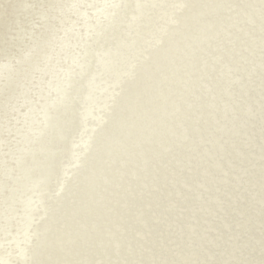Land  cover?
I'll return each mask as SVG.
<instances>
[{"label": "rangeland", "instance_id": "1", "mask_svg": "<svg viewBox=\"0 0 264 264\" xmlns=\"http://www.w3.org/2000/svg\"><path fill=\"white\" fill-rule=\"evenodd\" d=\"M0 264H264V0H0Z\"/></svg>", "mask_w": 264, "mask_h": 264}, {"label": "bare ground", "instance_id": "2", "mask_svg": "<svg viewBox=\"0 0 264 264\" xmlns=\"http://www.w3.org/2000/svg\"><path fill=\"white\" fill-rule=\"evenodd\" d=\"M205 7V6H204ZM199 10V9H198ZM178 35V34H177ZM180 39V38H179ZM170 45V44H169ZM167 46V45H166ZM140 61V60H139ZM227 91V90H226ZM91 98H92V96H91ZM130 105V104H129ZM104 108V107H103ZM117 108V107H116ZM121 108V107H120ZM87 115V114H86ZM114 119V118H113ZM128 119V118H127ZM82 125H83V123H82ZM243 126V125H242ZM107 131V130H106ZM104 139V138H103ZM97 150V149H96ZM128 158V157H127ZM87 160V159H86ZM106 160V159H105ZM87 162V161H86ZM82 164V163H81ZM87 164V163H86ZM109 171V170H108ZM101 173H102V171H101ZM94 176V175H93ZM101 176V175H100ZM107 183V182H106ZM77 185V184H76ZM152 187V186H151ZM95 189V188H94ZM129 190V189H128ZM117 194V193H116ZM123 195V194H122ZM69 197V196H68ZM99 199V198H98ZM103 199V198H102ZM71 201V200H70ZM100 202V201H99ZM127 202V201H126ZM260 203V202H259ZM57 209V208H56ZM105 210V209H104ZM73 212V211H72ZM126 212H128V211H126ZM39 218V217H38ZM53 219H54V217H53ZM46 225V224H45ZM48 225H50V224H48ZM116 228V227H115ZM83 229V228H82ZM106 229V228H105ZM44 230V229H43ZM106 231V230H105ZM113 233V232H112ZM121 234V233H120ZM58 235V234H57ZM112 239V238H111ZM59 240V239H58ZM55 241V240H54ZM60 243V242H59ZM68 243V242H67ZM61 248V247H60ZM69 252V251H68ZM50 254V253H49ZM41 255V254H40ZM49 257V256H48Z\"/></svg>", "mask_w": 264, "mask_h": 264}]
</instances>
